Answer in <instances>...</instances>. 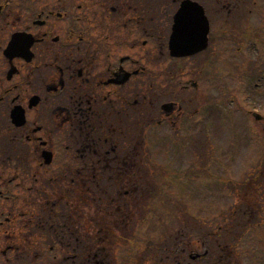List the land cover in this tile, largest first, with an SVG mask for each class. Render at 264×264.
<instances>
[{
    "label": "flooded vegetation",
    "instance_id": "af4514ba",
    "mask_svg": "<svg viewBox=\"0 0 264 264\" xmlns=\"http://www.w3.org/2000/svg\"><path fill=\"white\" fill-rule=\"evenodd\" d=\"M192 1L210 18L216 56L224 33L219 12H234L238 0H0V264H31L33 227L46 234V253L54 254L47 264H111L97 261L106 248L95 246L82 250L86 261H79L80 216L65 235L58 227L69 223L46 206L71 195L78 210L86 192L117 177L132 187L130 175L143 170V138L124 142L129 114L142 110L144 57L155 62L158 80L160 64L209 55L175 58L171 51L199 43L202 11ZM169 69L175 105L157 122L176 125L186 115L176 101L184 94L179 89L192 84L200 91L204 70ZM132 203L125 198L122 205ZM32 206L42 212L31 213ZM82 216L96 220L94 209Z\"/></svg>",
    "mask_w": 264,
    "mask_h": 264
},
{
    "label": "rangeland",
    "instance_id": "374dc122",
    "mask_svg": "<svg viewBox=\"0 0 264 264\" xmlns=\"http://www.w3.org/2000/svg\"><path fill=\"white\" fill-rule=\"evenodd\" d=\"M240 1L242 2L243 0ZM249 8H250L249 5L244 4L238 13H234V16L239 15V25L240 26L242 25L246 30L248 25L252 23L251 15H249L248 13ZM231 20L232 19H229L230 23H232ZM248 50L250 49H247V47L245 46V51L242 52V55L246 56L245 58L240 56L239 54L236 58H234V60L232 59L230 61H225L222 63L221 70L223 71V75L221 74V70H220V76L222 77L221 84H223L225 90L234 91L235 100L233 101L232 99L226 98V91H222L221 89L217 90L219 95L222 94L224 96V99H226L223 105L226 107V109H230L232 112L225 113L224 118L229 121L227 123H224L222 126L220 119L216 120L217 122L216 125L220 126L221 128V134L218 133L219 134L218 136L211 135L210 139L208 140L206 150H203L204 156L206 157L205 159L206 164L203 165L200 162H198L200 166L203 167L207 166L206 167L208 168L207 172L211 174V176H217L218 178L222 177L223 182H219L215 179H212L213 181L211 182L212 183L211 188H207L206 185H198L191 182L190 188L193 187L194 190H190V191L184 190L186 196L189 198L190 203H192L191 211L194 214L201 216L204 219L214 220L211 218L214 217L217 214V212L221 210L222 211L227 210L226 208L229 205L234 204L236 202L237 199L236 193L232 192L230 188L229 189L227 188V190L224 191L221 184L227 183L226 181L227 179H230L232 180V182L234 181L236 183L238 179L244 177L251 170V168L259 162V158L261 157L262 150L264 148V145L259 142L258 138H254V140L249 145H246V143H244L241 138L239 140L235 136L236 132L234 130L235 123H237V121L242 122L243 119V115L241 113L242 109H251V110L255 109L264 116V88L260 89L259 91V93L261 92L260 94L254 93L252 99H250V97H247L245 95L247 92L252 94L253 91L251 90V88L245 87L247 88V91L243 93H239V91L237 93L235 91L239 83L238 79L240 77V75L238 77V71H237L238 68H241L242 71L248 69L247 62L250 59L249 54L246 52ZM232 66L234 67L237 73L232 72ZM209 84L210 83H208V87ZM211 89H215V87H209V93L216 96L214 92L210 91ZM227 93H229V98H231L230 96H234L233 93L231 92H227ZM215 102L218 103V100H215ZM239 105H241L242 108H239L238 107ZM220 107H222L221 104ZM207 108L208 105L206 104L205 99L201 98L189 104L188 111H190L191 109L192 110L198 109L201 112H204L206 111ZM249 116L250 118H252L251 115ZM171 156L172 155L165 154V157L168 160L165 161V163L167 164V166H170L171 169L172 166L185 169L189 165V159L183 160V162L179 163L177 158H175V160L172 161L170 158ZM220 165H222L221 170L217 167ZM259 181L262 182L260 188L259 186L254 187V190H256L255 192L257 196L260 198L263 207L264 179H260ZM257 185H259V183ZM172 186L174 190L171 191L173 192L174 195L179 196L183 193V191H181L184 187V182L182 179H181V184L176 185L174 183ZM226 186H228V184ZM179 188H181V190H179ZM171 191L169 194L170 196L172 195ZM151 192L152 191L150 190V188H148L146 185H144L143 191L140 190V193H143V196L145 195V193L150 195ZM138 198H139V192H138ZM150 203H152V196L146 195L142 202L139 200L136 203V205L135 203L130 205L131 206L130 208L134 211L135 218L132 220L131 227L130 229H128L127 232H132L133 239L135 241L141 238L144 239L151 238L156 240L157 238L164 235L170 227L176 226V225L173 226L176 221L175 219L183 220L186 218L183 216V214L181 215L178 214L180 217L175 215L174 212L178 209L175 206H170L168 200V191H164L162 193L161 201L159 202V205L152 204L151 206ZM170 207L174 208V212ZM120 211L121 210H119V208L117 210L115 209L112 215L113 226H117V221L113 218V216H118ZM102 214H104V212ZM101 223L104 224L106 223V221H102ZM212 224H214V222ZM259 231L261 235L264 236V226L259 228ZM191 235L192 236L190 239L192 240V248L197 252L206 251V246H210V247L214 246V249L218 247L217 245L218 243L216 241V238L214 237L206 238V240H208L209 243L206 242V244H204L202 237L199 236L198 233H194V234L192 233ZM124 237L125 235L123 233L122 238ZM224 243L228 244L229 240L228 241L224 240ZM196 245L198 247H196ZM241 245H242L241 252L239 253L238 249L235 251V254L238 256L237 259L241 261L243 264H252L253 261L259 263L257 260L260 259V256H263L264 253V237L260 238L257 235H255V238L250 240V245H248L247 242L242 243ZM223 251L219 250L217 256H220L221 255L220 252ZM245 252L246 254H248L247 258L243 257ZM160 259L161 256L158 257V261ZM233 261L235 260L233 259ZM156 262L157 261H155L152 256H149L145 264H157ZM174 264H178V263L174 261Z\"/></svg>",
    "mask_w": 264,
    "mask_h": 264
},
{
    "label": "water",
    "instance_id": "95a60500",
    "mask_svg": "<svg viewBox=\"0 0 264 264\" xmlns=\"http://www.w3.org/2000/svg\"><path fill=\"white\" fill-rule=\"evenodd\" d=\"M205 45H203V47H204Z\"/></svg>",
    "mask_w": 264,
    "mask_h": 264
}]
</instances>
